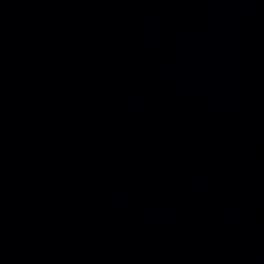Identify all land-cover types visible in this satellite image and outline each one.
Segmentation results:
<instances>
[{
	"label": "water",
	"instance_id": "95a60500",
	"mask_svg": "<svg viewBox=\"0 0 264 264\" xmlns=\"http://www.w3.org/2000/svg\"><path fill=\"white\" fill-rule=\"evenodd\" d=\"M0 264H264V0H0Z\"/></svg>",
	"mask_w": 264,
	"mask_h": 264
}]
</instances>
